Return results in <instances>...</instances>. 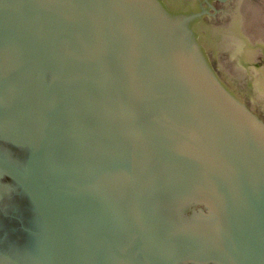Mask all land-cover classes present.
<instances>
[{
  "label": "water",
  "instance_id": "1",
  "mask_svg": "<svg viewBox=\"0 0 264 264\" xmlns=\"http://www.w3.org/2000/svg\"><path fill=\"white\" fill-rule=\"evenodd\" d=\"M13 184L47 264H264V3L0 0Z\"/></svg>",
  "mask_w": 264,
  "mask_h": 264
},
{
  "label": "flooded vegetation",
  "instance_id": "2",
  "mask_svg": "<svg viewBox=\"0 0 264 264\" xmlns=\"http://www.w3.org/2000/svg\"><path fill=\"white\" fill-rule=\"evenodd\" d=\"M14 189L10 191L11 200L17 212L6 209L0 202V264H14L1 254L10 256L19 264H47L49 241L44 224L28 196L15 185ZM127 241L124 239L117 247L123 251ZM111 256L108 258L112 264H121Z\"/></svg>",
  "mask_w": 264,
  "mask_h": 264
},
{
  "label": "rangeland",
  "instance_id": "3",
  "mask_svg": "<svg viewBox=\"0 0 264 264\" xmlns=\"http://www.w3.org/2000/svg\"><path fill=\"white\" fill-rule=\"evenodd\" d=\"M264 3V0H261Z\"/></svg>",
  "mask_w": 264,
  "mask_h": 264
}]
</instances>
